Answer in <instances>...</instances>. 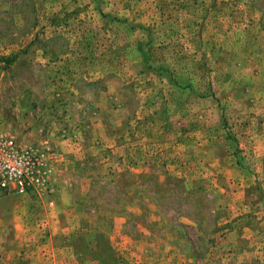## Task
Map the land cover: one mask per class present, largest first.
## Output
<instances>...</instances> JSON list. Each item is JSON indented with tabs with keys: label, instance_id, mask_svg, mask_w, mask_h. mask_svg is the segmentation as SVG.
Masks as SVG:
<instances>
[{
	"label": "rangeland",
	"instance_id": "374dc122",
	"mask_svg": "<svg viewBox=\"0 0 264 264\" xmlns=\"http://www.w3.org/2000/svg\"><path fill=\"white\" fill-rule=\"evenodd\" d=\"M0 130V264H264V0H0Z\"/></svg>",
	"mask_w": 264,
	"mask_h": 264
},
{
	"label": "built area",
	"instance_id": "2783aa9c",
	"mask_svg": "<svg viewBox=\"0 0 264 264\" xmlns=\"http://www.w3.org/2000/svg\"><path fill=\"white\" fill-rule=\"evenodd\" d=\"M55 164L43 148L20 144L0 130V190L15 195L47 194L53 185Z\"/></svg>",
	"mask_w": 264,
	"mask_h": 264
},
{
	"label": "trees",
	"instance_id": "16d2710c",
	"mask_svg": "<svg viewBox=\"0 0 264 264\" xmlns=\"http://www.w3.org/2000/svg\"><path fill=\"white\" fill-rule=\"evenodd\" d=\"M6 63H9L10 61H11V59L10 58H5V59H3Z\"/></svg>",
	"mask_w": 264,
	"mask_h": 264
},
{
	"label": "crops",
	"instance_id": "0c3cea01",
	"mask_svg": "<svg viewBox=\"0 0 264 264\" xmlns=\"http://www.w3.org/2000/svg\"><path fill=\"white\" fill-rule=\"evenodd\" d=\"M57 173H58V172H56V174L54 173L55 177H57ZM53 180H54V176H53ZM243 252H244V253H247V252L244 251V250H243Z\"/></svg>",
	"mask_w": 264,
	"mask_h": 264
}]
</instances>
